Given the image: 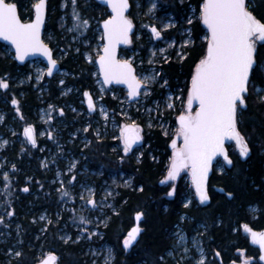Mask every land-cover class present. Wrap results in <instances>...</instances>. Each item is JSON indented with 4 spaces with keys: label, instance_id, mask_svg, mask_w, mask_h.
Segmentation results:
<instances>
[{
    "label": "trees",
    "instance_id": "obj_1",
    "mask_svg": "<svg viewBox=\"0 0 264 264\" xmlns=\"http://www.w3.org/2000/svg\"><path fill=\"white\" fill-rule=\"evenodd\" d=\"M18 5L24 20L34 16L33 0H8ZM252 11L264 23V0H252ZM139 7L136 8V4ZM149 0H132L133 9L129 12L136 21H145L146 9ZM204 0H162L161 10L173 14L177 25L167 30L170 36L181 38L179 31L184 27H193V35H198L193 46L185 47L186 56L183 60L175 56V51L169 60H162L158 68L165 80V86L155 85L159 99L167 91L177 88L189 79L192 65L200 55L206 53L207 39L200 34L208 35L202 22V5ZM192 8L195 12H192ZM192 16L189 17V15ZM110 15L106 6L97 0H48V18L44 32V39L54 49L56 56H61V70L66 71L64 83L60 85V74L48 78L44 77L45 90L39 94L34 89L33 81L20 83V76L29 71V62L19 64L14 58V52L8 54L4 44L0 43V111H5V122L17 130L16 134L5 132V136L12 138L22 137L25 141L18 145L11 139V144L0 152V160L12 161L14 168L9 170L5 177L0 173V231L10 236L7 242H0V264H37L46 254L55 253L58 264H95L86 254L87 243L80 241H65L59 232L60 226L66 220L69 212L63 214L57 223L53 220L46 226L44 234H39V226H35L31 219L35 217V209L46 207L54 212L60 209L54 203L57 194L51 188V173H43L39 168L38 155L42 145L55 146L56 143L48 138H40L36 146L30 144L25 137L26 125L34 124L39 131L45 124L35 121L41 107L49 110L50 116L63 119L62 124L67 128L62 129L64 135L62 142L68 138V132L77 125L81 128L83 114L77 109L86 108L80 102L83 92L94 88V72L97 67L94 62L87 59L85 53L92 51L94 44L101 37L102 19ZM67 21L74 30L67 33ZM76 29H79L77 31ZM99 29V28H98ZM78 34V41H73L72 36ZM102 41V40H101ZM143 52L147 44H137ZM63 86V87H62ZM257 87H264V41H259L253 46V68L248 84V91L243 95L245 105L237 110L238 126L251 141L252 154L247 161H239L237 168L227 175H218L213 170L208 181L218 183L232 193V197L212 192L210 202L202 204L193 197L189 205L184 202V195L188 191V183L182 177L176 185L174 197L169 195L171 184L161 183L167 173L169 156V134L164 128L155 123L151 128L145 129L140 153L133 151H112L115 140L109 138L97 139L92 132L91 144L84 149L77 144H69L75 154L80 150L86 154L92 169L105 167L106 176L110 173L123 172L132 178L128 186L118 185L114 197L115 212H110V218L103 230V242L110 244L114 249L112 264H195L191 259H179L168 255V251L175 246V231L181 226L185 232L192 236L197 233L201 239L202 248L206 259L202 264H228L238 259V249L246 251L253 256V264H262L258 259V249L249 242L246 227L255 229L264 228V98L256 93ZM63 88L70 89L69 93ZM163 91V94H160ZM114 110L115 102L105 99ZM163 119L172 117L167 108L162 109ZM133 116H138L139 111L130 109ZM168 115V116H167ZM145 123L141 120L140 124ZM61 124V126H63ZM26 126V127H25ZM25 127V128H24ZM58 136V135H56ZM59 140V139H58ZM77 142V141H76ZM44 143V144H43ZM137 147V148H139ZM60 167L64 168L63 163ZM103 172V169H102ZM4 173V171L2 172ZM103 178V177H102ZM98 178V180H102ZM31 190L30 192L27 190ZM37 194L38 198L34 196ZM56 198V199H55ZM35 199V200H34ZM36 205H30L31 202ZM258 204V216L254 217L248 205ZM138 211L144 213L142 225L144 231L141 238L130 250L122 243V238L134 224V214ZM19 225L21 243L19 254L10 257L9 247L14 241V227ZM202 225V226H200ZM241 229L237 230L236 227ZM243 231V232H242ZM75 234V231H73ZM245 233V234H244ZM43 254L38 255L39 251ZM101 264V263H99ZM109 264V263H106Z\"/></svg>",
    "mask_w": 264,
    "mask_h": 264
},
{
    "label": "water",
    "instance_id": "obj_2",
    "mask_svg": "<svg viewBox=\"0 0 264 264\" xmlns=\"http://www.w3.org/2000/svg\"><path fill=\"white\" fill-rule=\"evenodd\" d=\"M105 5L110 17L101 22L104 45L102 53L96 58V64L103 82L120 85L128 91L129 101H136L145 87L137 76L131 62L119 59V52L132 38L135 24L128 17L130 0H97ZM202 21L209 32L206 59L194 76V95L190 97L198 103L194 116L181 114L177 122L188 132V146L176 148L174 155L178 159L169 174L177 179L181 171L191 165V180L197 193L205 195L207 181L212 173L217 156H226L225 143L229 138L236 113V103L247 91L252 68L253 50L251 31L259 33L264 40V23L254 20L246 10L245 0H205ZM47 22V0H40L35 6L33 21H24L16 3L0 0V43L13 48L15 59L24 64L31 59H41L47 63V77L60 71L61 62L54 49L44 39ZM86 105L92 110L94 103L89 91L86 92ZM125 144L129 150L143 141L142 130L129 122L122 127ZM29 142H36L34 128H25ZM178 137L174 138V142ZM176 144H172L174 147ZM164 182V181H162ZM224 191V188H218ZM174 189L170 191L172 197ZM135 226L130 241L124 244L132 249L142 231L140 221L142 211L135 213ZM250 244L259 251V260L264 263V230L246 228ZM58 258L49 253L37 264H57ZM245 264V263H244Z\"/></svg>",
    "mask_w": 264,
    "mask_h": 264
},
{
    "label": "rangeland",
    "instance_id": "obj_3",
    "mask_svg": "<svg viewBox=\"0 0 264 264\" xmlns=\"http://www.w3.org/2000/svg\"><path fill=\"white\" fill-rule=\"evenodd\" d=\"M38 1L39 0H33V4L35 5ZM157 9V0H151L148 13L152 14ZM168 18L169 20H167L166 24L172 25L175 22L174 17L168 15ZM65 25L67 27L66 35L74 30V27L71 26L68 21ZM98 28L97 30L101 29L100 27ZM76 30L79 31V29ZM185 30L187 29L185 28ZM78 38L79 35L77 33L72 36L73 41H78ZM251 39L252 46H255L256 43L259 42L256 35H252ZM183 43H186V41L184 40ZM103 45L104 43L101 41V37H99L98 41L94 44L92 51H87L85 53L87 59L91 62H95L96 58L101 54ZM172 46H174V43H169L168 47L171 48ZM4 48L8 54H11L12 48L10 46L5 45ZM167 48H150L148 62H151L152 67L150 68V71L139 75V78L146 84V88L143 89L138 101L132 103L128 101V98L126 97L123 100H120L123 104L121 103V109L118 112V115L123 118L124 121L122 123L124 125L129 122L137 123L140 118L145 117L147 128H150L157 123V125L164 128L166 134L171 135L173 131H178L174 124L172 125L170 118L163 119L164 112L162 110L172 107L173 101L177 98L174 91H167L164 98L159 100L156 99L152 101L150 105L146 104L151 92V87L154 84H157L159 87H163L166 84L160 74L158 66L162 59L168 57L165 56ZM60 57L61 56H57L59 60L61 59ZM29 69L30 70L27 71L26 74L20 76V83H29L33 81L34 89H37L39 94H42L45 90L46 83L44 82V77L46 76L48 65L43 60L36 59L29 62ZM58 74L61 76L60 85H63L66 71L60 70ZM63 90L66 93H69L70 91V89L67 90L65 88H63ZM98 91L102 97L106 93L104 84L100 79L98 82ZM111 96L117 97V93L113 92ZM262 96H264V93H262ZM80 102L85 103V100L82 99ZM243 104V102L237 104L238 111ZM100 105V116L96 119H89L91 116H89V111H87L86 108L80 110L76 108L79 113L83 114L82 118L85 120L83 123L84 125L82 128L80 125H77L74 130L69 131L67 135L68 138L63 140V142L60 140L64 138V135H61V131L62 129L67 128L65 124H62L63 119H58V116H50L49 110H47L46 107H41L38 110V117L35 118V121L45 124L39 131L36 130L35 126L38 142L40 138L46 137L50 139V141L56 143L55 146L51 147L43 143L44 145H42L38 155L39 168L43 173L48 171L51 173L52 178L50 183L54 186L51 189L57 194L54 206H60V209L54 212L48 210L46 207L35 209L34 214L36 216L33 217L31 221L35 226H39L40 232L37 237H40L44 234L46 226L51 220L57 223L62 219L65 212H69L66 216V220H64L59 229L61 238L65 241L81 240L82 242L87 243L86 254L89 255L90 259L95 264H112L115 256L114 249L110 244L101 241L103 237L101 226H105L108 223L110 212L116 211L114 197L118 185H131L132 178L126 176L123 172H114L111 173V176L109 173L107 174L108 176H106V174H102V166L99 169H92L90 167L89 160L83 151L80 150L77 155L72 148L66 147V145L74 143L77 144V147H81V149L88 147L91 144L92 137L87 133L94 128V132L92 133L97 139L101 140L107 137L112 141H117V143L114 144L112 151H129L124 142L121 130L123 124L119 122L120 120L117 119L115 115L108 114V109L104 103H101ZM131 108L144 115L133 116L130 112ZM148 114H151V116H148ZM177 116L178 115L176 114L175 117ZM5 118V111H0V152L12 142V138L10 139L5 136L4 131L10 132L12 135H17V130L15 131L11 124L6 123ZM61 124L63 126H61ZM26 126L28 127V125ZM12 140L17 141L18 145H22L25 141L20 136L13 138ZM140 150L141 147L136 148L137 156L139 155ZM61 162L63 163L64 168L60 167ZM12 168H14L12 161L6 159L0 160V173L3 177L9 174V170ZM3 171L4 173H2ZM181 175L183 176L184 181H190L188 183V191L184 195L185 204L189 205L193 200V197L197 198L201 203V197L197 193L190 179L191 169H184ZM98 178H102V180L100 181ZM165 181L166 183L171 184V186H176V181H173L172 178L167 177ZM34 198H38L37 194ZM35 204L37 205L38 203L35 201L30 203V205ZM14 229L16 230L15 235H13L14 241L11 243L8 250V254L11 258L19 254V244L21 243L19 225L14 227ZM73 231H75V234ZM174 234L176 236L175 246L168 251V255L182 260L191 259L195 264H202L205 261L206 254L202 248L201 239L197 233L189 236L181 226H178ZM9 237L10 236L6 235L3 230L0 231V242H7ZM128 238V235H124L122 238L123 243L127 242ZM38 251V255L41 256L43 252L40 250Z\"/></svg>",
    "mask_w": 264,
    "mask_h": 264
},
{
    "label": "flooded vegetation",
    "instance_id": "obj_4",
    "mask_svg": "<svg viewBox=\"0 0 264 264\" xmlns=\"http://www.w3.org/2000/svg\"><path fill=\"white\" fill-rule=\"evenodd\" d=\"M150 1L151 0H149V2ZM161 1L162 0H157L158 9L154 13H152V14L148 13V9H147V12L145 13V15L150 16V17L146 18L145 21H141L140 18L138 21H136L132 16L129 15V12L131 11V9H133V11H134L132 0H130L131 7H130V10H129L127 15L129 18H131V20L135 24V30L132 34L131 40L125 46H122L120 48L119 59L120 60H127V61L131 62V64L133 65L135 72H136L138 77H139V75L144 74L147 71H150V68L152 67L151 62H148V57L150 54V51H149L150 48H153V47L154 48H162V47L167 48L169 46V43L173 42L174 46H172L171 48L168 47L166 52H165V56H168V57L166 59H162V60H165V61L169 60L172 56L173 51H175L174 58L180 57L181 60H183L186 56L185 47L188 45L193 46L199 37L198 35L197 36L193 35V31H195L194 26L193 27H184V28L180 29L179 34H180L181 38L176 37V36H170V34L167 33V30H171L173 27H175L177 25V20L174 18L175 22L172 25L166 24L167 20H169L168 15H171L172 17H174V15L166 13L164 11L161 13H158V11L161 10ZM252 2H253L252 0H245V5L247 8V11H249V13H251L254 20H260L252 11V7H253ZM149 5H150V3H149ZM137 7H139L138 3L136 4V8ZM148 8H149V6H148ZM192 12L193 13L195 12L194 8H192ZM191 16H192V14L189 15V17H191ZM199 16H201V13ZM108 17H110V15ZM108 17L102 19V21L107 19ZM201 18H202V16H201ZM192 19H193V16H192ZM185 28L187 30H185ZM252 35H256L258 40H259V33L258 32L251 31V38H252ZM200 36L205 40L207 39V35L204 33L200 34ZM184 40L186 41V43H183ZM138 42H140V43L142 42V45L147 44L146 52H143L142 48L137 45ZM205 58H206V53L204 55H200L197 58V60L195 61V63L192 65L191 72L189 74L190 75L189 79L186 80V82L184 81L177 88V90H171V91H174L175 94L177 95V98H175V101H173V103H172V107L167 108L168 112L170 111L169 113L172 114L171 115L172 117L176 116V114L178 116L181 114H187L190 116L195 115V113L198 109V103L196 100H194L192 103L193 105H190L189 102H190V97L194 95V76H195V73L197 72L199 66L205 61ZM95 62H96V60H95ZM98 75H99V77H98ZM94 77H95L94 88L92 90H89V92L91 93L92 99H93V103H94L92 110L89 109L86 105V101H87L86 92H83V94L81 96L85 100V103H83V104L86 105V110L89 111V116H91L89 119H96V118H98V116H100V108H101L100 104L104 103L108 109V114L115 115L116 118L120 120L119 122L121 124H123L122 122L124 120L120 115H118L119 114L118 112L121 109L120 106H121L122 101L120 102V100H123L126 97V98H128V101H129L128 91L120 85H109V86H107L103 82V80L101 79L98 68L94 72ZM99 79L102 80V82L104 84L105 92H106L103 97L100 95V92L98 91ZM155 85L156 84H154L151 87V92H150V95H149L148 100L146 102L147 105H150L152 103V101H154L156 99L159 100L160 96H159V93L157 92V89H155ZM145 88H146V84H145V87L143 89H145ZM143 89H142V91H143ZM263 90H264V87H257V89L255 90L256 93L261 96V98H264V96H262V93H264ZM142 91H141V94H142ZM113 92L117 93V97L111 96V94H113ZM141 94H140V97H141ZM160 94H163V91H161ZM107 97L109 98V100H112L115 102L114 110L112 109V107H110V104L107 101H105V99H107ZM138 99L136 101H138ZM134 102H132V103H134ZM244 105H245V102H244ZM139 115L143 116L144 114L139 112ZM164 115H165V113H164ZM148 116H151V114H148ZM177 117H176L175 121L170 118L172 125L174 124V126L177 128L178 131L177 132L173 131L172 133L168 131L169 133H171V135L169 134L170 140L168 141V147L171 151V155L169 156V166L167 169V173H166L165 177L163 178L164 182H162L163 180L161 181V183H166L165 180L167 177L172 178L173 181H176L175 185H177L179 180L181 179L182 171L184 169L186 170L188 168L191 169V165L188 164L187 167H185L181 171V173L177 179H174L173 176H171L169 174L171 167L178 160V159H176V157L174 155V150L176 148H183L186 150V148L188 146V132L187 131L185 132L183 130V128L179 125V123L177 122ZM143 119L146 120L145 117H142L135 124L142 130V132L144 134L145 129H149V128H147V126H146V121H145V123L140 124L141 120H143ZM237 120H238V116H236V118H235V121L233 123V127L230 130L229 138L227 139V142L225 143L226 150H227L226 156H220L219 155V156H217V158L215 160L213 170H215L216 174H218V175H227L229 172H232V170H234L235 168L238 167L239 161H247V158L252 154L253 148L251 146L250 138L249 139L246 138L245 133L239 128ZM31 126L32 127L34 126L33 128H34L35 135H36L35 125L32 124ZM24 133H25V129H24ZM175 137H178V139L174 142ZM37 142H38V137L36 135V142L34 144L30 143V142L29 143L33 144V146H36ZM172 144H176V145L174 147H172L171 146ZM102 168H103L102 174H105L104 165ZM212 173H213V171H212ZM212 173H211V175H212ZM218 188H224V191H219ZM171 189H174V192H175L176 186H172ZM171 189H170V191H171ZM27 191L30 192L31 190L29 189ZM214 191L225 194L228 196V198L232 197V196H229V194H232V193L227 191L225 187L221 186L218 183H214V182L210 183L208 181L207 185H206L205 195L209 196V200L207 202H204L203 196L200 195L201 203L206 204V203L210 202L212 192H214ZM173 197H174V193L172 195V198ZM253 207H254V209H253ZM247 208L253 212L254 217L258 216V212L260 210L258 204L248 205ZM236 229L239 230V229H241V227L238 226V227H236ZM262 229H264V228H260L258 230H262ZM142 233H141V235H142ZM141 235H140V238H141ZM247 235H248L247 237L249 239V234L247 233ZM128 237H129V235H128ZM122 243H123V241H122ZM124 243H123V245H124ZM237 253L239 254L238 259L232 260L228 264H244V263L245 264H253V261H254L253 256L247 255L245 250L238 249ZM223 262L224 261L221 260V264H224ZM57 264H58V261H57ZM262 264H264V263L262 262Z\"/></svg>",
    "mask_w": 264,
    "mask_h": 264
},
{
    "label": "bare ground",
    "instance_id": "obj_5",
    "mask_svg": "<svg viewBox=\"0 0 264 264\" xmlns=\"http://www.w3.org/2000/svg\"><path fill=\"white\" fill-rule=\"evenodd\" d=\"M39 1H40V0H39ZM39 1H38V2H39ZM38 2H37V3H38ZM37 3H36V4H37ZM36 4L34 5V16H33V18L30 19V20H24V19L22 18L24 21H33V20H34V17H35V6H36ZM21 17H22V16H21ZM47 18H48V0H47ZM46 25H47V22H46ZM45 29H46V28H45ZM44 32H45V30H44ZM11 48H12V47H11ZM12 51L14 52L13 48H12ZM15 54H16V53L14 52V58H15ZM56 57H57V56H56ZM57 59H58V58H57ZM32 60H36V59H31V60H29V61H32ZM40 60H41V59H40ZM58 60H59V59H58ZM16 61H17V60H16ZM29 61H27L26 63H28ZM59 61H60V60H59ZM17 62H18V61H17ZM18 63H19V62H18ZM26 63H24V64H26ZM45 63H46V62H45ZM19 64H20V63H19ZM46 64H47V63H46ZM60 70H61V69H60ZM57 73H58V72H57ZM54 75H55V74H54ZM54 75H53V76H54ZM126 146H127V145H126ZM127 147H128V146H127ZM210 176H211V175H210ZM207 182H208V181H207ZM229 196H232V194H229ZM171 198H172V197H171ZM138 212H140V211H138ZM143 220H144V218L140 221V227L142 228V231L139 233V236H138L137 240L135 241V244H136L137 241L139 240L140 235H141V233H142L143 230H144V228H143V226H142V222H143ZM135 221H136V218H135V214H134V224H133V225L131 226V228L128 230L127 234L129 235V238H128V241L125 242L124 244L128 243V242L130 241V239L132 238V236H133V234L130 233V231H131V230L133 229V227L135 226ZM247 227H248V226H247ZM247 227H246V228H247ZM249 227L252 228L251 226H249ZM252 229H255V228H252ZM255 230H258V229H255ZM262 230H264V229H262ZM262 230H258V231H262ZM246 232H247V230H246ZM247 233H248V232H247ZM248 234H249V233H248ZM249 242H250V241H249ZM135 244H134V245H135ZM48 254H49V253H48ZM52 254H55V253H52ZM46 255H47V254H46ZM46 255H45V256H46ZM55 255H56V254H55ZM45 256H44V257H45ZM56 256H57V255H56ZM44 257H43V258H44ZM43 258H42V259H43ZM57 258H58V256H57ZM42 259H41V260H42Z\"/></svg>",
    "mask_w": 264,
    "mask_h": 264
}]
</instances>
